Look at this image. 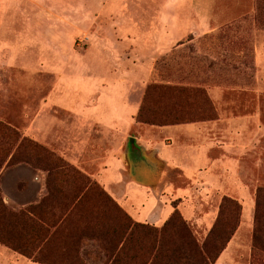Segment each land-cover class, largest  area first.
<instances>
[{"label": "crops", "instance_id": "0c3cea01", "mask_svg": "<svg viewBox=\"0 0 264 264\" xmlns=\"http://www.w3.org/2000/svg\"><path fill=\"white\" fill-rule=\"evenodd\" d=\"M18 1L26 5L28 0H0V70L15 61L17 45L28 41L25 31L18 32L16 16L10 15L19 11L22 20L27 19V10L17 8ZM6 13L10 16L5 17ZM176 22L166 18L163 26L158 22L157 34L144 35L139 23L128 17L123 23L134 32L121 44L133 45L135 52L147 44L156 45L158 51L175 40ZM110 57L89 58L88 67L74 71L67 86L63 78L58 79L60 84L40 105V109L54 106L99 128L101 142L107 144L101 162L91 154L95 145L65 143L55 133L62 122L37 113L25 137L42 145L58 140L60 146L54 151L68 164L0 166L2 209H8L9 217L7 229L0 227V264H180V260L201 258V249H190L183 227L167 226L170 216L177 211L200 244L216 221V199L226 196L225 191L244 197L241 159L261 132L256 112L232 118L236 139L232 144L223 140L228 134L226 118L220 113L206 122L164 127L139 124L135 120L139 102L130 95L150 72L136 58L130 61L133 69L114 70L115 57ZM2 114L0 108V120ZM142 127L161 134L132 133L136 128L144 132ZM161 136L166 139L162 141ZM132 145L138 149L134 154L129 149ZM178 148L193 155L192 163L178 156ZM214 149L218 150L215 161L209 155ZM229 149H236L232 158ZM170 166L202 173L200 189L205 192L191 201L171 198L164 210L160 197L166 178L162 174L170 173ZM225 250L214 264H223Z\"/></svg>", "mask_w": 264, "mask_h": 264}, {"label": "rangeland", "instance_id": "374dc122", "mask_svg": "<svg viewBox=\"0 0 264 264\" xmlns=\"http://www.w3.org/2000/svg\"><path fill=\"white\" fill-rule=\"evenodd\" d=\"M17 8L27 10L25 20L19 11L10 15L16 16L18 32L25 31L28 41L17 45L15 61L0 70V108L4 111L0 120V166L68 164L54 151L60 146L58 140L49 146L25 137V130L37 113L62 122L55 127V133L65 143L95 145L91 154L96 162H101L107 144L101 142L100 129L54 106L40 109L41 102H46L54 86L60 84L58 79L63 78L67 86L74 71L87 68L89 58L99 54L115 57L111 61L114 70L119 66L133 69L130 61L136 58L150 72L131 91L130 99L136 96L134 100L138 99L139 105L146 89L153 85L186 90L179 94L171 89L162 90L164 93L159 96L149 93L145 103L158 116L181 113L206 122L216 120L220 113L226 118L228 134L223 140L232 144L236 142L232 118L256 112L261 132L241 159L244 197L225 191L226 196L217 198L214 207L218 210L223 198L239 206L237 211L228 207L223 210L225 234L237 225L226 244L223 264H264V198L257 222L254 220L255 194L264 189V17L260 22L255 0H28L26 5L18 1ZM128 17L139 23V31L144 35L157 34L158 22L163 26L166 18H176L175 40L169 46H160L158 51L156 45L147 44L146 49L141 47L136 53L133 45L121 44L134 32L123 23ZM111 48L115 50L109 53ZM147 127H142L144 132L136 128L132 133L151 137L161 134ZM162 137L164 141L166 138ZM64 148L62 152L67 145ZM129 149L132 154L138 151L133 145ZM235 150H227L231 153L228 157L232 158ZM177 153L192 163V154L179 148ZM217 153V149L212 150L210 158L215 161ZM170 169V173L162 174L166 178L160 197L164 210L171 198L181 197L184 201L186 197L191 201L204 194L200 189L202 173L177 171L171 166ZM129 174L135 177L134 172ZM149 198L155 203L152 195ZM2 206L0 191V227L7 229L8 209ZM206 237L197 244L186 233L190 249L203 250L201 258L180 260V264H211L207 261L210 247Z\"/></svg>", "mask_w": 264, "mask_h": 264}, {"label": "trees", "instance_id": "16d2710c", "mask_svg": "<svg viewBox=\"0 0 264 264\" xmlns=\"http://www.w3.org/2000/svg\"><path fill=\"white\" fill-rule=\"evenodd\" d=\"M255 8H257L258 11V18L260 22H263L264 17V0H255ZM171 88L162 87V86H150L146 89L144 99L142 103L139 105L138 112L136 115V122L139 124H145L150 126H157V127H164V126H171V125H178V124H186V123H194L199 122L201 120H193L187 117L186 115H182L181 113H173L169 116L161 114L160 116L157 115L155 112V109H151L147 107L145 100L149 93H152L156 96L161 95V93H164L162 90H170ZM171 91H174L171 89ZM186 91V90H185ZM184 90H176L175 93H183ZM177 108V107H175ZM174 108V109H175ZM203 121V120H202ZM264 198V189H258L255 194V214H254V220L257 222L259 209H261L262 203L261 200ZM225 207L231 208L232 210L237 211L239 209L238 204L229 199V198H223L220 204V207L218 209L217 218L214 222V225L210 232L208 233L207 237V243L208 249L210 247V255L209 259L207 260L209 263L214 264L220 253L225 249L226 244L232 237L237 225L235 224L232 226L225 234V230L223 228V210ZM176 223H178V226H181L184 228L185 232L189 234L190 238L192 236L190 233L186 230L187 227L185 223L181 220V217L177 211H175L169 218L167 222V226H175ZM209 238H212L209 240ZM207 247V245H206ZM203 249H201L202 251Z\"/></svg>", "mask_w": 264, "mask_h": 264}]
</instances>
